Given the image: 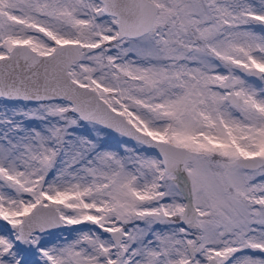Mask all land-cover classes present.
I'll list each match as a JSON object with an SVG mask.
<instances>
[{
  "label": "snow or ice",
  "instance_id": "obj_1",
  "mask_svg": "<svg viewBox=\"0 0 264 264\" xmlns=\"http://www.w3.org/2000/svg\"><path fill=\"white\" fill-rule=\"evenodd\" d=\"M0 264H264V0H0Z\"/></svg>",
  "mask_w": 264,
  "mask_h": 264
}]
</instances>
